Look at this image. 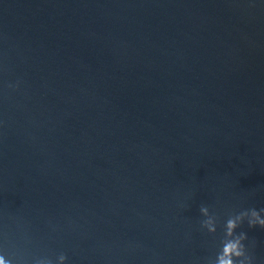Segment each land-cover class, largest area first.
I'll return each mask as SVG.
<instances>
[{"label": "water", "instance_id": "water-1", "mask_svg": "<svg viewBox=\"0 0 264 264\" xmlns=\"http://www.w3.org/2000/svg\"><path fill=\"white\" fill-rule=\"evenodd\" d=\"M253 208L264 0H0L5 260L210 264ZM240 232L264 264V229Z\"/></svg>", "mask_w": 264, "mask_h": 264}, {"label": "clouds", "instance_id": "clouds-1", "mask_svg": "<svg viewBox=\"0 0 264 264\" xmlns=\"http://www.w3.org/2000/svg\"><path fill=\"white\" fill-rule=\"evenodd\" d=\"M11 87V85H10ZM200 212L204 216H209V209L206 206L200 207ZM264 209L257 210L255 208L240 212L238 215L230 217L225 225L226 239L222 243V248L217 254L214 261L210 264H251V257L246 255L245 244L247 233L240 232L236 234V229L247 218L248 226L254 228L259 226L264 229V217L261 216ZM202 226L207 228L209 233L216 232V226L211 217L203 221ZM67 257L63 254L59 256L60 264H65ZM0 264H10L9 261L0 255Z\"/></svg>", "mask_w": 264, "mask_h": 264}]
</instances>
